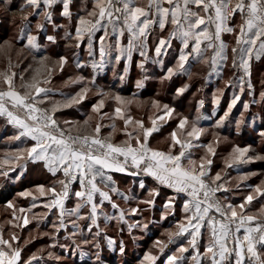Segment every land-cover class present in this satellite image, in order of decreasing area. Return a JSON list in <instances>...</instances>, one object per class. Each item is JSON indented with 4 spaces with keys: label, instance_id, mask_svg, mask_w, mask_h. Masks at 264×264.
Returning <instances> with one entry per match:
<instances>
[{
    "label": "snow or ice",
    "instance_id": "6c2138e0",
    "mask_svg": "<svg viewBox=\"0 0 264 264\" xmlns=\"http://www.w3.org/2000/svg\"><path fill=\"white\" fill-rule=\"evenodd\" d=\"M57 0H24L20 11L24 8H32L35 14L39 15L40 9L43 6L45 9L42 13L44 20L51 22L53 14L50 11ZM62 3L61 16L71 20L72 12L70 5L73 0H60ZM7 7L11 6V0H4ZM168 5L167 7L165 6ZM189 5H194L200 9L204 15L198 11H193ZM155 9V13L151 9ZM236 13H240L243 23L239 26V34L236 38L237 47L232 48L233 59L232 66L243 70L244 75L235 79V82L230 79L226 82L225 87H238L239 93H234L231 101L228 103L227 110L216 121V126H221L225 119L231 113L233 107L241 99V94L245 90L246 77L247 87L251 85V65L250 58L253 53L259 59L261 54H264V0H148L147 10L145 7L139 6L137 0H95L93 10L85 16H80L75 27L76 47L87 36L88 53L93 56V38L97 32L103 30V35L99 37L100 60H92L91 67L94 71L103 70L107 57L113 50L115 62L118 64L122 59L127 61L132 60L134 51H138L139 55L147 60L148 57V40L152 29L158 26L163 31L167 24L170 23L173 28L169 32L168 37L163 36L158 38V43L155 46V61L163 65V60L160 59L166 55V50L171 47V41L178 39L181 42L179 55L174 67H168L165 75L161 77V81L171 79L175 74L191 75L189 69L190 60H196L210 64L213 72L219 76L221 73L218 69L223 67V63L227 61V46L221 39L223 32H234L235 29L227 24L230 17ZM29 14L22 15L21 19L25 21L24 27L21 28V40L26 39V48L30 50H39L41 45L38 43V36L33 35L27 21ZM214 25V31H210V27ZM109 26L111 32L117 34L118 37H123L125 32L128 33V43L124 47L119 39L115 44L106 45V38L109 36ZM119 26V27H117ZM54 27H63L54 25ZM44 24L38 23L37 29L43 30ZM66 37L72 38L70 32L65 33ZM49 42L55 43L56 37L49 35L46 37ZM218 42V43H217ZM257 44L259 47L257 48ZM211 49V57L207 56V51ZM51 58L43 56L40 59V64L46 68L47 76L58 68L64 70V66L68 63L66 56L52 62L51 66L47 65V61ZM141 69L144 68L142 61L138 65ZM77 67L83 68L85 65L77 61ZM11 69V64H9ZM128 71V66L125 64L124 73ZM37 75L26 83L21 84L23 92L16 90L14 78L16 73L10 70L0 71V115H5L8 123L18 129V134L10 139L14 141L24 142L25 139H30L34 143L30 147L17 148L7 158L0 160V177L8 178L10 172L16 171L17 168L23 172L27 169L28 163L43 162L45 168L52 174L58 172L63 173V179L56 183L60 185L57 190L55 185L45 187L37 185L36 191L38 196H34L31 191L20 192V197H32V203L29 208L21 207V213L31 212L32 209L38 207L37 200L40 197H47L48 202L42 206L48 211L41 216L34 214L33 218L43 221L52 213L53 209H58L59 214L57 220L52 222L53 232L50 235L54 243L51 248L60 247L72 254L70 244L59 243V234L61 230H67L65 222L66 217L75 216L76 219L71 220V226L74 230H79L78 221H90L86 227L90 233L95 229L94 241L104 233V229L99 224V212L105 202L111 204L117 213L109 216L104 214V223L115 220L117 222H126V212L119 205L112 201L110 192H115L121 195L125 200L128 197L119 193V189L114 186L108 172H127L129 168L134 169L131 175L137 176L141 173L151 176L159 185L167 186L175 191L177 195L184 193L187 199L184 201L183 211L185 213L184 221H178L175 231H167V242L157 240L154 247L158 249L160 255L154 254L152 251L144 253L140 264H157L161 256H166L163 264H185L189 259L185 253L191 248L193 255L190 257L191 264H204L205 260L209 264H264V205L261 206L260 215H249L245 209L253 200L258 197L264 198V181L256 185L253 191L244 197V200L239 205L232 203H222L216 193L228 191L225 184L221 181L223 177L221 172H216L211 176V168L213 159L210 157L216 156V148L212 142L208 144L199 143L200 137L205 133V129L199 125L202 117L197 116L195 120L189 121L187 116H182L179 119L177 129L180 130L178 136L177 129L170 133V143L168 150L163 151L149 146V138L153 133L159 131L162 123L173 118L175 109L168 104H161L159 100L152 101V107L156 108L158 113L155 118H149L151 127H146L143 120L134 119L131 115L125 116L122 108L119 105L125 103L123 97L115 94L111 98L117 103L114 109L115 117L123 120V133L128 137L127 140L120 144L112 142V134L102 136V128L105 127L102 121L109 114L103 112L105 107V99L109 96L108 93H99L102 98L92 105V112L100 117L90 133H81L79 129L73 134V129L69 127L67 130L60 127V123L55 118V113L59 111V105L54 104L51 108L42 107L47 102V97L51 89L42 87L41 84L50 83V79H38L39 69L36 70ZM211 75V73H210ZM124 79V75L120 76ZM23 81V75H21ZM85 77L78 76L74 80L70 78L72 83H82ZM94 84V80L90 81ZM141 81H137V87H142ZM188 85L177 89V95H182ZM89 87L85 86L80 89L75 95L70 97L63 107H70L73 104H78L87 98ZM223 95V90L218 89L214 93L213 103L218 105L220 97ZM264 98V92L261 93ZM200 105H203L201 100ZM249 107L248 103H244V108ZM23 113V116L20 113ZM111 118V117H109ZM92 120L89 116L84 121V125L88 126ZM72 122L64 121L68 125ZM242 120L237 121L239 127ZM129 126L133 130L128 131ZM115 131V124L109 125ZM264 136V132L260 133ZM134 141V143H133ZM219 143V140H216ZM205 148V155L199 158V161L193 158L192 149ZM250 151L249 147L234 146L225 159L224 163L227 168L238 167L242 164H247L254 159H264V157H253L247 155ZM7 166V170H5ZM249 175L255 173H245L239 177V181H246ZM79 182L80 190L74 192L77 203L74 208H66V201L72 193V185ZM103 184L108 188V191L103 190L99 185ZM140 187L144 188L143 181ZM239 187V184H237ZM99 196V202L96 196ZM159 196L157 189L149 190V199L141 201L148 205H154V198ZM175 197H169L164 207L166 209L174 207ZM7 207L14 209L15 205L12 201L7 202ZM89 208L86 215L82 214V209ZM138 208H131V214H137ZM218 214L219 220L216 215ZM165 219V216L161 217ZM13 219H16L13 212ZM30 223L27 217L23 218V226ZM207 225L211 230V239L209 244L204 248L203 253L198 247V240L202 236L201 229ZM20 227L21 225H15ZM141 227L140 222L129 224L128 228ZM147 228V224H143ZM243 230V235H241ZM76 236V231L70 232L67 239H72ZM190 237V238H189ZM108 246L111 248L116 244V241L106 236ZM181 238L187 239V246L181 243L171 254H167L165 249L169 244L175 243ZM20 237L15 233L10 235V238L5 239L3 230L0 229V264H39L37 254L33 253L27 260L22 256L23 248L17 243ZM231 241V247L229 246ZM25 243H28L26 241ZM85 244L90 243L85 240ZM94 246L99 249L100 244L96 242ZM79 247V245H77ZM119 250L121 253L125 251L123 241H120ZM43 251V250H41ZM83 255V253H81ZM48 256L52 257L53 252L49 251ZM59 260V257H56ZM96 264H101L100 256L96 255Z\"/></svg>",
    "mask_w": 264,
    "mask_h": 264
},
{
    "label": "rangeland",
    "instance_id": "374dc122",
    "mask_svg": "<svg viewBox=\"0 0 264 264\" xmlns=\"http://www.w3.org/2000/svg\"><path fill=\"white\" fill-rule=\"evenodd\" d=\"M4 5L0 3V13L3 16H9L7 21L4 23L10 25V35L7 39L0 41V71L10 70L16 73V82L19 83L24 81V79L32 76H36V70L39 69L38 79H50L54 86H64L69 88L70 86H87L90 91L87 94L85 100H90L93 104L96 103L102 97L98 95L99 93H108L109 96L105 99V107L102 109L103 112L109 114V117H105L102 121L105 127L102 128L101 135L108 136L112 134V142L119 144L128 139V137L123 133L124 129L123 120L115 117L114 109L118 106L114 99L111 97L116 93L115 90L109 88V86H120L124 91L136 92L137 96H124L119 94L124 98L125 103L119 105L122 108V111L125 116L131 115L134 119L143 120L146 127H151L150 117L155 118L158 113L156 108L152 107L153 100H159L161 104H168L170 107L175 109L173 118L162 123L157 121L159 130L161 133L157 135L153 141V147L160 150H168V145L170 141V133L177 129L179 119L182 116H187L189 121L195 120L197 116L202 117L199 121V125L203 127L206 131L201 135L199 143L208 144L209 142L213 143V146L216 148V156L210 157L213 159V165L211 168V176H214L216 172H221L223 177L222 183L225 184V187L228 191H221L216 193L223 203H232L233 205H239L243 202L244 197H246L249 192L253 191L254 187L264 181V159H254L253 161L239 165L238 167L234 166L233 168H227L225 166V159L229 156L232 148L234 146L240 147H249L250 151L247 153L249 156L253 157H264V136H261L260 133L264 132V98L261 97V93L264 92V69L258 67L256 62L257 58L250 60L251 65V85L252 88L247 87V77L245 83V90L241 94V99L233 107L229 116L225 119L224 123L217 127L216 121L223 115L224 111L227 110L228 103L231 101L234 93H239L238 87H225L227 81L232 79L235 82V79L244 75L243 70L240 68H234L232 66V57L229 55L226 62L223 63V67L218 69L220 75L217 76L213 72L210 64L203 62H198L196 60H190L189 69L191 75L185 74H175L171 79L161 81V77L165 75L168 67H174L176 65V60L179 53L169 54L167 57L160 58L163 60V65L156 63L155 55H148V59L144 60L143 57L139 55L138 51H134L132 54V60L129 62L126 59H122L118 64L114 60L116 55L115 50L112 51L111 55L107 57V62L103 70H96V74L93 73L85 77L84 82L82 83H72L70 78L73 80L78 76H83L75 70V66L72 63V60L75 61H86V64L91 68V61L94 59L96 61L100 60L99 47L100 44L93 43V56L90 57L85 51L86 44L77 48V42H68L63 46L64 52L61 55L47 54L51 59L47 61V65L52 64L53 61L57 60L59 56H66L68 58V63L64 66V70L60 71L58 68L52 73L49 77L44 75V66L40 64V59H35L23 46L18 45L15 42V38L18 32V26L21 17L24 14L31 13L32 8L28 10H23L22 13L15 11L13 13L8 10L5 11ZM4 16V17H5ZM30 17V15H29ZM6 18V17H5ZM9 20V22H8ZM8 22V23H7ZM8 25V26H9ZM52 31L55 29L54 25L50 28ZM127 32H125L126 35ZM125 35L123 37H125ZM53 36L62 37L60 33H55ZM122 37V38H123ZM127 38V35L126 37ZM124 38V39H125ZM47 41L45 46L50 45ZM128 41L122 40L121 45L126 47ZM106 45H112V43L106 42ZM51 48V47H49ZM55 48H53L54 50ZM52 53V52H51ZM155 54V53H154ZM46 56V55H45ZM144 62V68L141 69L138 65L141 62ZM9 64H11V69H9ZM125 64L128 66V71L124 73ZM27 71H34L35 74L27 75ZM211 73V75H210ZM102 74V75H101ZM21 75H23V81L21 80ZM101 75V77H98ZM124 75V79L121 80L120 76ZM45 76V77H44ZM43 77V78H41ZM84 77V76H83ZM31 79V78H30ZM94 80V84L90 81ZM137 81H141L143 86L137 87ZM188 85L186 91L182 95H177V89ZM2 86V85H0ZM93 86H99L101 89L94 88ZM104 87V88H103ZM218 89L223 90V95L220 97V103L218 105L213 103L214 93H217ZM121 91V90H120ZM84 100V101H85ZM203 100V105H200V101ZM59 110L66 111L62 107L64 103H59ZM83 102V101H82ZM57 102H53L55 104ZM109 103H112L109 106ZM244 103H248L249 107L244 108ZM44 108H51L52 102L48 101L42 105ZM61 112L55 113V118L60 123V127L67 130L69 127L73 129V132L76 133V130L83 133H90L92 128L95 126L96 122L100 120V117L92 112V107H89V112L85 118L77 119L72 116V114H59ZM92 116V120L89 122L88 126L84 125V121ZM242 120L239 127H237V121ZM64 121L72 122L71 124H64ZM115 124V131L108 130L109 125ZM107 127V128H106ZM108 130V131H106ZM132 126H129L128 131H132ZM178 136L180 135V130L177 129ZM12 135L5 134L0 137V160H3L8 157L9 154L13 153L15 150L10 149L15 146V143H12L10 139ZM219 140V143H216V140ZM197 153L196 160L199 161V158L205 155V148H194L192 149ZM7 170V166H5ZM245 173H255V175H249V178L246 181H239V177ZM4 177H0V181ZM239 184V187H237ZM34 196H38L36 188L30 190ZM17 193L13 198L0 203V229L3 230V235L5 239L10 238L12 233H15L20 237L17 242L19 246L23 248L22 256L25 260L28 259L33 253L37 254L39 258V264H96V255L97 253L100 256L101 264H130L129 261L133 259L135 254H132L130 249L121 253L113 252L112 248L109 247L105 234L108 237L114 239V229L106 226L101 219H99V224L104 233L100 237H97L94 241L95 229L90 233L86 227V224L90 223L89 221L80 220L79 230L76 231V236L72 239H67L66 237L70 232H73L70 229L71 219L65 220V222L70 221V224H67V230L63 231V234L59 235V243H67L71 245L72 254L65 249L60 247L51 248L50 245L54 243L53 239L50 238V235H44V233L51 234L53 229L51 227L52 222L57 219H45L40 221L34 219V214L36 216H41L46 212V208L42 206L44 201H37L38 207L32 209L31 212L21 213L19 209L21 207L27 209L32 203V197H20ZM12 201L15 205L14 209L7 207V202ZM264 205V198L258 197L256 200H253L250 205L246 206V213L249 215H260V208ZM13 212H15L16 219H13ZM143 212V211H142ZM27 217L30 223L27 226H23V218ZM140 224L149 222V217L140 216ZM49 220V221H48ZM47 224L46 227H44ZM108 224H111L109 222ZM15 225H21L17 227ZM44 228H40V227ZM85 229L89 233L86 240L90 243L85 244V240H81L78 237H85L79 232ZM115 240V239H114ZM163 240L164 239H158ZM28 241V243H25ZM116 241V240H115ZM157 240H154L153 244L150 245L148 251H152L157 255L158 249L154 247V243ZM98 242L100 248L97 249L94 244ZM79 245V247H77ZM140 246V245H139ZM76 249V250H75ZM43 250V251H41ZM65 250V251H64ZM53 252V256L49 257L48 252ZM147 251V250H146ZM145 251V252H146ZM142 251V254L145 253ZM83 253V255H81ZM144 255V254H143ZM140 258V260L143 258ZM126 256V257H125ZM56 257L60 259L57 260ZM135 259V258H134ZM84 260L87 263H83ZM138 260V259H137ZM139 261H133L134 264H140ZM133 264V263H132Z\"/></svg>",
    "mask_w": 264,
    "mask_h": 264
},
{
    "label": "crops",
    "instance_id": "0c3cea01",
    "mask_svg": "<svg viewBox=\"0 0 264 264\" xmlns=\"http://www.w3.org/2000/svg\"><path fill=\"white\" fill-rule=\"evenodd\" d=\"M182 2V0H181ZM235 2V0H233ZM1 5H4V0H0ZM95 0H73V3L70 5V10L72 12V19L69 20L63 16H61L62 11V3H60V0H57L56 4L52 6L50 11L53 14V18L51 22H47L44 20V17L42 15L43 11L45 10L43 6L39 10L41 14L37 15L35 14L34 10L31 12L32 15H30L27 24L29 25L31 32L33 35L38 36V43L41 45L39 50H30L26 48L24 45L26 44V39L21 40V28L24 27L25 21L21 20L18 26V32L17 36L15 38V42L23 46L32 56H34L35 59H41L43 56H47V53L44 52L45 44L47 43L46 37L49 35H54L55 33H60V36L57 37L58 39H67L68 42H77L75 37V27L77 24V21L80 16H85L87 18V13L93 10ZM24 4V0H11V6L7 7V10L11 13L20 11L22 5ZM137 4L139 6L145 7L147 10V4L148 0H137ZM167 7L168 5L165 4ZM189 7L193 11L200 12L201 15H204V13L197 9L194 5H189ZM30 8V7H29ZM29 8H24V10H28ZM151 12L154 14L155 9H151ZM29 14V13H28ZM9 17V16H8ZM9 22V20H8ZM7 22V23H8ZM41 23L44 24L43 30L37 29V24ZM243 23V19L240 15V13H236L233 17H230L227 21V24L235 29L234 32H223L221 34V39L227 46V56L229 55L233 58L232 48L237 47L236 44V38L239 34V26ZM9 23L7 24V26ZM52 25H61L63 27H55V29L52 31L50 28ZM10 27V25H9ZM119 27V26H117ZM173 26L168 23L166 28L161 31L158 26H155L151 34L149 36L148 40V55L153 56L155 55V46L158 43V38L163 36L165 38L168 37V34L170 31H172ZM210 31H214V25L210 27ZM70 32L72 35V38L66 37L65 33ZM103 30L100 32H97L95 37L93 38L94 44H100L99 37L103 35ZM127 35V38H125ZM125 37H118L117 34L111 32V26H109V36L106 38V42L115 44L116 40L119 39L120 42L123 40L128 41V33H126ZM125 38V39H124ZM56 42V41H55ZM218 43V42H217ZM85 46V51L87 52L88 42H87V36H85L84 41L80 44ZM181 42L178 39H173L171 41V47L166 50V55L162 56L161 58L167 57L171 52L175 53L177 49L181 48ZM259 47V44H257V48ZM179 53V51L177 52ZM212 50L209 49L207 51V56L211 57ZM256 57V54L253 53L251 56V59H254ZM262 60L260 62V67L262 70L264 69V54H261L259 59H257V62ZM84 61L82 60L81 63ZM77 69H80L77 67V61L74 62ZM50 66V65H48ZM27 75L29 74H35L34 71H27ZM80 74H82L84 77L89 76L88 73L85 71L80 70ZM44 75H46V68H44ZM33 77V76H32ZM32 77L24 79L23 82L19 80V83L16 82V77L14 79V84L16 87V90L23 92L24 89L21 88L22 83H26L32 79ZM45 77V76H44ZM31 78V79H30ZM43 78V77H41ZM41 80V79H40ZM55 84L51 82L47 84H41L42 87H46L48 89H51V91L48 94L47 102L51 101L52 106L54 105L53 102H57L55 104L59 103H66L70 97L75 95L77 92L80 91V89L84 86H70L69 88L64 86H54ZM3 87V86H0ZM94 88L101 89L99 86H93ZM93 103L90 100H85L78 104H73L70 107H64L66 110L65 112L67 114H72L74 118L82 119L85 118L89 112V107H92ZM63 107V106H62ZM59 114H64L63 111ZM20 115L23 116V113L21 112ZM0 129L5 131V134H10L12 136L18 134V129L15 128L13 125L8 123V119L5 115H0ZM160 134V130L153 133V135L149 138V146L153 147V141L157 135ZM15 143L14 147H11L10 149L16 150L17 148H25L30 147L34 142L30 139H25L24 142L21 141H14ZM134 143V141H133ZM120 144V143H119ZM154 148V147H153ZM164 151V150H163ZM166 151V150H165ZM193 152V158L196 159L197 153ZM131 171H134V169L129 168V171L127 172H116V171H109L108 174L111 175L112 180L115 182L114 186L119 189V193H122L124 196L128 197L127 200L123 199L120 194L115 192H110V195L112 196V201L119 205L121 209H124L126 212L125 220L126 222H117L115 220L111 221L112 226H108L109 228H112L116 230V233L114 235V239L116 240V244L118 245V249L120 247V238L124 234L123 231L128 233L129 239L132 238V241H128L127 243L123 241L124 247L129 246V248L137 249L138 244H143L141 246L144 247V243L147 242L150 245L153 244L154 240L158 239H164L165 242H167V231H175L176 230V224L178 221H184L185 213L183 211V205L185 199H187V195L184 193H181L177 195L175 191L171 188H168L164 185H159L157 181L151 176L145 175L141 173L140 175L133 176L131 175ZM63 173L58 172L55 176L52 175L44 166L43 162H37V163H28L27 169L21 172L19 168L16 169L14 172L9 173L8 178H4L0 181V197L1 199L9 200L14 197L17 193L24 192V191H30L34 188H37V185H44L47 187H52L55 185L57 190L60 189V185L56 183L58 180L63 179ZM143 181L145 184L144 188L140 187V183ZM103 190L108 191L109 189L104 187L103 184L99 185ZM150 189H157L159 191V196H156L154 198V205H148L145 203H141V201L149 199V190ZM76 190H80L79 182L77 181L72 186V193L73 195L70 196V198L66 201V208L72 209L74 208L75 204L78 202L77 199L74 196V192ZM169 197H175L174 200V207L166 209L164 207L165 203L168 201ZM97 202H99V196H96ZM37 201H44L45 203L48 202L47 197H40ZM131 208H138L139 211L137 214H131L130 209ZM46 212L48 211L45 209ZM143 211V212H142ZM45 212V213H46ZM89 212V208L82 209V214L86 215ZM99 212V219L102 221L104 220V214H108L109 216H112L117 213L116 209H113L111 204L108 202H105L103 207L98 210ZM59 214L58 209H53L52 213H50L47 217V219L53 218L57 219ZM149 217V223L145 222L141 224V227L138 228H132L131 231H129L128 225L134 224L136 222H139L140 216L142 217ZM165 216V219H162L161 217ZM74 220L76 219L75 216L72 217H66V220ZM142 221V220H141ZM90 222V221H89ZM186 223V221H184ZM68 225L70 224V221H67ZM104 223V221H103ZM105 224V223H104ZM143 224H147L148 227L144 228ZM75 231L74 229H72ZM202 236L198 240V247L201 253H203L204 248L209 244L211 239V230L205 225L202 229ZM118 234V236L116 235ZM144 234V238L142 240L137 239V237L142 236ZM241 235H243V230H241ZM157 236V237H156ZM161 236V237H160ZM166 236V237H164ZM160 237V238H159ZM190 238V237H189ZM139 242V243H138ZM181 243H184L185 246H187V239L181 238L180 240H177L175 243L169 244L168 248L165 249V252L167 254H171V252H174L177 247L180 246ZM148 245V246H150ZM229 246L231 247V241H229ZM157 255H160L159 252ZM193 255V250L190 248L188 253H185V256L189 259L185 262V264H191L190 257ZM161 258L166 259V256H161ZM204 264H209L208 260H205Z\"/></svg>",
    "mask_w": 264,
    "mask_h": 264
},
{
    "label": "trees",
    "instance_id": "16d2710c",
    "mask_svg": "<svg viewBox=\"0 0 264 264\" xmlns=\"http://www.w3.org/2000/svg\"><path fill=\"white\" fill-rule=\"evenodd\" d=\"M5 16V15H4ZM3 16V14H1L0 13V41H2V40H4V39H7L8 38V36L10 35V30H11V28L9 27V26H7V24L6 23H4L5 21H7V16H5L4 17ZM66 43H68V41H67V39H58V40H56V42L55 43H50V45H48V46H46L45 47V49H44V52L45 53H47V54H54V55H61V54H63V52H64V49H63V46L66 44ZM82 46V45H81ZM80 46V47H81ZM49 47H51V48H49ZM53 48H55L54 50H53ZM179 51V49H177V51L175 52V53H177ZM52 52V53H51ZM84 61V60H83ZM256 62H257V60H256ZM260 62H262V60H260V61H258L257 63V65H258V67H260ZM72 63L75 65V63H74V60H72ZM83 64L85 65V67H83V68H80V69H77L76 68V66H75V70L80 74V70H82V71H85L86 73H88V75H92L93 73H95L96 74V72L92 69V67L90 68L89 67V65H87L86 64V61H84L83 62ZM98 74V73H97ZM96 74V75H97ZM102 75V74H101ZM101 75H98V77H101ZM104 88V87H103ZM109 88L110 89H112V90H115V92L116 93H119V94H122V95H124V96H129V97H135V96H137V94H135L136 92H131V91H124V90H122L121 88H120V86H109ZM121 90V91H120ZM112 105V103H109V106H111ZM107 128V127H106ZM108 130H113L112 128H107ZM108 130H106V131H108ZM160 133H161V130H160ZM2 135H5V131L4 130H2V129H0V137L2 136ZM12 143H14L13 141H12ZM261 199V198H260ZM5 201H7V200H5V199H1V197H0V203H3V202H5ZM49 221V220H48ZM149 223V222H148ZM45 226L44 227H46V225L47 224H44ZM113 224H112V222H111V224H108V226H112ZM43 226L42 227H40V228H44ZM70 229H72V227H70ZM114 232L116 233V230H114ZM123 235L121 236V238H120V240L121 241H124V242H128V241H132V238H130L129 239V236H128V233L125 231V229H124V231H123ZM63 234V231H61L60 232V236ZM79 234H81V235H83V236H85V237H78L79 239H83V240H86L87 238H89L88 237V235H89V233H87V231H85V229H83V230H81L80 232H79ZM117 236H118V234H116ZM157 237V236H156ZM161 237V236H160ZM159 237V238H160ZM164 237H166V236H164ZM144 238V234H142V236H139V237H137V239H138V241L139 240H142ZM139 243V242H138ZM140 245V246H139ZM148 245H150L149 243H147V242H145L144 243V247L142 248L141 246H143V244H138L136 247H137V249H132V248H129V246H126V247H124L125 248V251H127V250H129L130 249V251H131V253L132 254H135L134 255V257H133V259L132 260H130L129 261V263L130 264H134V260L137 262V261H139L140 260V258L142 257V255L144 254H142V251L143 252H145L146 250L148 251V249L150 248V246H148ZM118 245L117 244H115L114 245V247L112 248V250H113V252H120V250L118 249V247H117ZM74 247V246H73ZM72 247V249H74ZM76 250V249H75ZM65 251V250H64ZM73 251V250H72ZM124 251V252H125ZM146 251V252H147ZM126 257V256H125ZM135 258V259H134ZM138 259V260H137ZM83 261V263H87V262H85L84 260H82ZM157 264H163V258H161L158 262H157Z\"/></svg>",
    "mask_w": 264,
    "mask_h": 264
},
{
    "label": "built area",
    "instance_id": "2783aa9c",
    "mask_svg": "<svg viewBox=\"0 0 264 264\" xmlns=\"http://www.w3.org/2000/svg\"><path fill=\"white\" fill-rule=\"evenodd\" d=\"M73 134H75V132H73ZM74 184H75V183H74ZM74 184H73V185H74ZM73 185H72V186H73ZM217 198H218V197H217ZM218 199H219V198H218ZM219 200H220V199H219ZM220 201H221V200H220ZM222 203H223V202H222ZM212 215H216L217 220L220 219L219 216H218V214L212 213Z\"/></svg>",
    "mask_w": 264,
    "mask_h": 264
}]
</instances>
